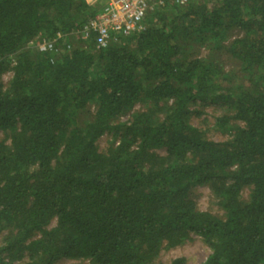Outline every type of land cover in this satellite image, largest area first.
I'll list each match as a JSON object with an SVG mask.
<instances>
[{
  "label": "trees",
  "instance_id": "16d2710c",
  "mask_svg": "<svg viewBox=\"0 0 264 264\" xmlns=\"http://www.w3.org/2000/svg\"><path fill=\"white\" fill-rule=\"evenodd\" d=\"M102 6L0 0V264H155L192 235L202 264H264V0L168 2L97 49ZM209 103L227 140L191 122Z\"/></svg>",
  "mask_w": 264,
  "mask_h": 264
},
{
  "label": "rangeland",
  "instance_id": "374dc122",
  "mask_svg": "<svg viewBox=\"0 0 264 264\" xmlns=\"http://www.w3.org/2000/svg\"><path fill=\"white\" fill-rule=\"evenodd\" d=\"M90 4L95 3L97 0H87ZM235 35V34H234ZM80 36H76L75 41L79 39ZM200 55H205L206 51L204 49L200 50ZM224 60V61H223ZM220 64L223 69L230 70L234 67V65L227 61V59L220 60ZM11 76L7 73L4 75L3 80L7 82ZM142 106L138 105L136 110H141ZM193 109L198 111L199 114L193 116L191 122L194 126L200 128L203 131L208 133V136L215 141H224L227 140L228 136L226 134H222L218 132L214 128L215 118L223 114V110L220 106L215 105L213 103H209L207 105H196L193 106ZM129 116H124L121 118L122 122L127 121ZM3 139V135H0V139ZM112 143L111 135H104L97 143L99 149L101 151H105ZM162 153V152H161ZM247 191L244 195H247ZM193 196L195 198L197 207L201 211L211 212L213 214L221 215L222 212L219 208L214 204L213 197L210 189L207 186H202L197 188L193 192ZM6 231L0 233V242L4 238ZM210 254L209 248L204 244L201 237L198 235H192L190 239L185 241L183 244H180L174 248L165 249L163 248L160 252V255L155 260V264H170L173 260L178 258H185L187 260V264H202L206 261L207 257ZM57 264H90L88 260H72V259H63L59 261Z\"/></svg>",
  "mask_w": 264,
  "mask_h": 264
},
{
  "label": "built area",
  "instance_id": "2783aa9c",
  "mask_svg": "<svg viewBox=\"0 0 264 264\" xmlns=\"http://www.w3.org/2000/svg\"><path fill=\"white\" fill-rule=\"evenodd\" d=\"M103 3L100 12L82 31V38L94 35L97 49L105 48L118 36H129L145 29L148 13L156 7L165 6L168 2L183 6L195 0H97ZM55 41L43 39L32 42L40 53L53 52ZM10 76L11 73H8Z\"/></svg>",
  "mask_w": 264,
  "mask_h": 264
}]
</instances>
